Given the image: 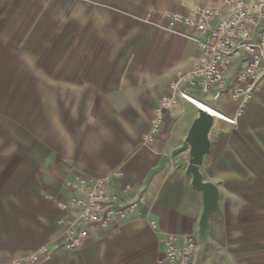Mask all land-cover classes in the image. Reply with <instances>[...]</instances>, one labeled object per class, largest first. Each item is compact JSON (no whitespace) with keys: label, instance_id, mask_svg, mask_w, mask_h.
I'll use <instances>...</instances> for the list:
<instances>
[{"label":"crops","instance_id":"0c3cea01","mask_svg":"<svg viewBox=\"0 0 264 264\" xmlns=\"http://www.w3.org/2000/svg\"><path fill=\"white\" fill-rule=\"evenodd\" d=\"M25 1L28 10L46 2ZM54 2L69 9L68 111L53 115L50 135L46 113L37 111L34 118L27 110L24 137L0 161V264H31L29 257L44 245L52 253L38 264H158L167 237L182 246L189 234L200 243L195 264H264V73L237 122L215 118L210 133L200 169L220 191L207 230L211 245L204 248L200 240L203 192L187 174L189 151L168 161L146 186L150 172L184 144L199 116L195 104L181 99L155 138H146L170 81L199 57L198 39H207L168 26L164 13L189 15L203 6L226 15L227 0ZM263 27L264 19L249 27L252 40ZM245 65L244 53L234 56L224 86L217 88L225 91L220 100L196 91L198 98L234 116L240 103L230 92ZM81 183L116 193L120 205L135 209L106 227L91 224L82 246L69 249L61 220L78 213L61 203L78 196L75 185Z\"/></svg>","mask_w":264,"mask_h":264},{"label":"built area","instance_id":"2783aa9c","mask_svg":"<svg viewBox=\"0 0 264 264\" xmlns=\"http://www.w3.org/2000/svg\"><path fill=\"white\" fill-rule=\"evenodd\" d=\"M227 3L230 10L226 15L221 9L203 6L189 15L171 11L164 13L168 26H182L196 34L207 35V39H198L199 57L189 69L179 70L170 81V93L160 99L155 109L151 121L152 131L146 137L148 140L155 138L166 113L177 107L181 99L191 103L193 99L204 102L196 94V91H200L212 94L215 101L220 100L225 91L217 88L224 86L226 72L237 54L244 53L246 58V65L237 73L236 83L230 92L231 98L240 103L237 113L229 116L209 106L221 113L215 118L235 124L243 115L246 104L255 96L264 73V27L256 40H252L249 27L264 19V0H227ZM75 187L79 195L69 202L61 203L64 210L78 213L75 218L61 220L68 226L65 246L69 249L82 246L90 235L91 224L98 223L106 227L115 220L127 219L135 209L134 204L120 205L116 193L97 185L81 183ZM165 246V254L158 264H195L200 249L198 239L192 234L187 235L182 246L175 236H169L165 239ZM51 253L50 247L44 245L29 257V261L38 264L49 258Z\"/></svg>","mask_w":264,"mask_h":264},{"label":"rangeland","instance_id":"374dc122","mask_svg":"<svg viewBox=\"0 0 264 264\" xmlns=\"http://www.w3.org/2000/svg\"><path fill=\"white\" fill-rule=\"evenodd\" d=\"M28 6L0 0V161L24 137L27 110L46 113L50 135L53 115L68 111V5Z\"/></svg>","mask_w":264,"mask_h":264},{"label":"water","instance_id":"95a60500","mask_svg":"<svg viewBox=\"0 0 264 264\" xmlns=\"http://www.w3.org/2000/svg\"><path fill=\"white\" fill-rule=\"evenodd\" d=\"M198 109L199 116L195 119L184 144L172 151L171 155L162 157L159 165L150 172L146 186L168 161L179 153L189 151L190 159L187 174L192 176V185L203 192L204 210L200 219V240L204 248H207L211 245L207 235L210 215L218 207L220 191L217 185L204 180L200 169L205 155L209 153L211 148L210 133L215 123V116L201 107Z\"/></svg>","mask_w":264,"mask_h":264},{"label":"bare ground","instance_id":"6f19581e","mask_svg":"<svg viewBox=\"0 0 264 264\" xmlns=\"http://www.w3.org/2000/svg\"><path fill=\"white\" fill-rule=\"evenodd\" d=\"M202 102V101H201ZM200 102V100L198 101V99H193V103L199 108V107H201V108H203V109H205L206 111H208V112H210L212 115H214V116H221V114L219 113V112H217L216 111V109L214 110V108H212L211 106H207V104L205 105V104H203V103H201Z\"/></svg>","mask_w":264,"mask_h":264}]
</instances>
